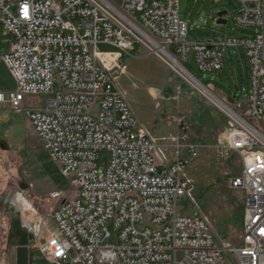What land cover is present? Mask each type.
Masks as SVG:
<instances>
[{"label":"built area","instance_id":"built-area-1","mask_svg":"<svg viewBox=\"0 0 264 264\" xmlns=\"http://www.w3.org/2000/svg\"><path fill=\"white\" fill-rule=\"evenodd\" d=\"M236 2L234 22L251 31L189 42L180 0H0L2 35L10 37L0 60L15 80L12 104L52 94L27 116L76 190L52 214L55 230L42 250L51 264H227V256L264 264V0ZM99 44L115 50L100 52ZM137 47L164 55L203 93L187 66L191 50L200 72L215 73L229 48H244L251 119L212 93L228 107L220 106L230 128L216 147L225 161L236 154L241 162L230 179L245 193L238 242L217 244L206 218L178 206L188 196L181 173L189 160L158 147L111 76L127 70L121 58ZM100 55L111 56L108 65ZM56 84L62 90L54 93ZM101 150L109 153L104 168ZM188 150L198 155L197 145Z\"/></svg>","mask_w":264,"mask_h":264},{"label":"rangeland","instance_id":"rangeland-1","mask_svg":"<svg viewBox=\"0 0 264 264\" xmlns=\"http://www.w3.org/2000/svg\"><path fill=\"white\" fill-rule=\"evenodd\" d=\"M236 7V0H180V18L187 23L189 42L241 37L243 30L251 31L234 22ZM223 11L227 23L217 24L216 14ZM97 50L115 48L99 44ZM100 57L108 65L111 56ZM121 62L127 64V70H113L111 76L141 123H147L144 127L153 132L159 148L166 145L169 152L173 150L170 155L179 150L189 160L181 173L189 183L188 196L179 199L178 206L186 214L206 218L217 244L238 242L245 193L231 188L230 179L240 173L241 162L236 154L225 161L216 147L230 128L224 111L228 109L220 103L223 110L212 93L251 119L245 101L249 77L244 48H229L223 68L215 73L200 72L191 50L187 66L204 82L205 93L196 89L164 55L145 47H137ZM14 89L15 80L0 60V264H16V248L21 245L29 247V264H51L42 250L55 230L52 214L76 190L70 177L61 172L60 164L50 158L27 116L29 108L43 107L52 94H28L22 107L16 109L10 98ZM61 90L56 84L53 92ZM220 91L235 95V103L230 104ZM163 130L166 133L156 134ZM196 144L203 148L194 157L188 146ZM108 158V151L101 150L99 166L104 168ZM18 197L24 209L14 202ZM227 264H235L230 256Z\"/></svg>","mask_w":264,"mask_h":264},{"label":"water","instance_id":"water-1","mask_svg":"<svg viewBox=\"0 0 264 264\" xmlns=\"http://www.w3.org/2000/svg\"><path fill=\"white\" fill-rule=\"evenodd\" d=\"M226 11L218 12L217 24H226L227 20L224 19ZM16 264H29V247L25 245L18 246L16 248Z\"/></svg>","mask_w":264,"mask_h":264},{"label":"crops","instance_id":"crops-1","mask_svg":"<svg viewBox=\"0 0 264 264\" xmlns=\"http://www.w3.org/2000/svg\"><path fill=\"white\" fill-rule=\"evenodd\" d=\"M9 40H10V37H4L2 35V27H1V24H0V52H4L7 50L8 48V44H9ZM248 66V65H247ZM7 68V67H6ZM7 71V70H6ZM248 77H249V69H248ZM220 94L222 97L226 98V100H228L230 103H235V99H236V96H231V95H224L223 93H221L220 91ZM246 101V99H245ZM136 111V110H135ZM137 113V112H136ZM144 126L147 125V123H142ZM151 135H153V132H150L148 131ZM166 133L165 130L163 131H156V134H164ZM173 133V132H171ZM198 146V151L203 148V145L202 144H196ZM171 146V145H169ZM173 150H170V152H172Z\"/></svg>","mask_w":264,"mask_h":264},{"label":"bare ground","instance_id":"bare-ground-1","mask_svg":"<svg viewBox=\"0 0 264 264\" xmlns=\"http://www.w3.org/2000/svg\"><path fill=\"white\" fill-rule=\"evenodd\" d=\"M171 60H172L175 64L178 65V63H177L174 59H171ZM207 93H208V92H207ZM208 94H210V93H208ZM225 108L228 109V107H226V106H225ZM15 200H16V201H15ZM15 200H14V202L18 203L19 206H20V207H23V209H24V202H22L21 198L18 197V198H16Z\"/></svg>","mask_w":264,"mask_h":264},{"label":"trees","instance_id":"trees-1","mask_svg":"<svg viewBox=\"0 0 264 264\" xmlns=\"http://www.w3.org/2000/svg\"><path fill=\"white\" fill-rule=\"evenodd\" d=\"M204 83V82H203ZM1 128V127H0Z\"/></svg>","mask_w":264,"mask_h":264}]
</instances>
